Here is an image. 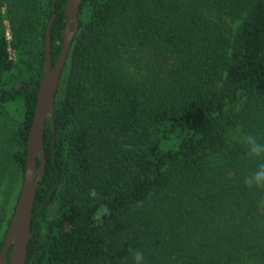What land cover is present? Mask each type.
<instances>
[{"label":"trees","instance_id":"obj_1","mask_svg":"<svg viewBox=\"0 0 264 264\" xmlns=\"http://www.w3.org/2000/svg\"><path fill=\"white\" fill-rule=\"evenodd\" d=\"M67 3L0 0L4 173L24 177L46 29L55 16L54 65ZM78 18L25 264H121L129 247L146 264H264V189L244 186L256 162L228 136L264 140V0H83Z\"/></svg>","mask_w":264,"mask_h":264},{"label":"water","instance_id":"obj_2","mask_svg":"<svg viewBox=\"0 0 264 264\" xmlns=\"http://www.w3.org/2000/svg\"><path fill=\"white\" fill-rule=\"evenodd\" d=\"M83 0H68L66 29L63 31V44L60 54L52 65L51 62V30L55 20H49L44 40L43 73L38 88V98L33 122L27 142L26 170L20 197L14 215L0 251V264H25L30 239V217L39 187V181L45 173L46 153L42 139L46 121L53 117L56 96L60 79L64 71L72 41L79 28L78 10ZM54 4V2L52 3ZM40 159V168L36 169V161ZM9 258V263L7 259Z\"/></svg>","mask_w":264,"mask_h":264},{"label":"clouds","instance_id":"obj_3","mask_svg":"<svg viewBox=\"0 0 264 264\" xmlns=\"http://www.w3.org/2000/svg\"><path fill=\"white\" fill-rule=\"evenodd\" d=\"M229 140L242 145L248 160L256 162V167L243 177L244 186L249 189H264V140L251 131L245 129L242 124H237L229 130ZM129 255L121 261V264H146L144 252L129 247Z\"/></svg>","mask_w":264,"mask_h":264},{"label":"rangeland","instance_id":"obj_4","mask_svg":"<svg viewBox=\"0 0 264 264\" xmlns=\"http://www.w3.org/2000/svg\"><path fill=\"white\" fill-rule=\"evenodd\" d=\"M6 27L7 40H11V34L9 29V22H4ZM9 56L12 60H15V52L9 47ZM240 106H238L239 108ZM237 108V109H238ZM0 170V242L3 240L5 232H8L11 219L14 215L18 199L23 186L24 177L20 176L17 170H10L8 173H4ZM58 210V202L54 201L49 205L47 211V218L53 219ZM9 221V223H8Z\"/></svg>","mask_w":264,"mask_h":264}]
</instances>
